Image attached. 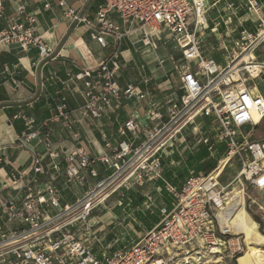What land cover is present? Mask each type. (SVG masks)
<instances>
[{
	"label": "crops",
	"instance_id": "crops-1",
	"mask_svg": "<svg viewBox=\"0 0 264 264\" xmlns=\"http://www.w3.org/2000/svg\"><path fill=\"white\" fill-rule=\"evenodd\" d=\"M258 1L264 15V0ZM66 2L89 20L91 26L65 19L56 0H21L26 13L36 17V33L42 35L54 50L50 58L42 59L37 48L23 51L18 45L0 46V246L31 233L20 219L9 221L10 215L3 208L4 204L12 203L21 209L28 182H32L35 191L52 182L59 190L60 209L43 206L45 218L52 220L46 222L42 228L45 229L64 217L62 212L66 207L80 206L95 191L98 183L115 173L107 165L96 163L82 170L78 178L69 179L66 158L75 148H84L90 157L97 158L112 156L122 142L133 147L143 146L148 141L147 132L158 130L168 122L170 110L174 105H180L184 94L180 79L168 60L170 55L181 56L173 43L147 48L140 44L141 37L135 35L125 37L118 45L113 38H107L108 46L102 48L90 35L97 26L96 14L104 1ZM46 5L50 7L47 9ZM231 5L233 9L228 10ZM207 9L208 23L200 36L202 53L225 67L235 41L243 31L256 33L259 18L249 11L246 0L211 1L207 3ZM111 17L121 33L126 34L136 28L116 12ZM17 21L14 6L7 4L0 20V32ZM113 50L119 53L120 71L116 82L122 89L134 86L145 98L114 102L104 118H87L83 110L88 89L77 76L88 69L96 70ZM214 53L226 58L225 64L212 56ZM254 57L264 66V46L256 51ZM161 60L166 63L160 65ZM92 82L96 87L103 84L94 74ZM248 85L252 93L264 98V70ZM60 105L66 106V113L73 124L66 127L63 122L49 123L41 130V139L31 142L32 152L42 158L45 167V173L36 176L31 169L33 154L18 146V137L26 131V119L32 120L35 130H38L52 118ZM153 114L162 118L156 119ZM131 119L139 124L140 130L135 134L128 132L122 135L121 130ZM219 131L220 126L214 116L196 117L157 151L161 180H146L143 185H138L135 177L124 181L75 222L43 236L41 241L47 244L64 233L72 234L91 248L101 264H106L111 253L132 247L156 228L162 219V209L173 208L175 199L166 190L165 183L181 189L192 176L214 170L227 151L226 144L218 139ZM257 132L255 139L264 137V120ZM45 135H48L47 140ZM47 145L50 152H47ZM53 164L59 166L58 171L53 170ZM91 172H96L97 176ZM223 175L221 182L225 180V172ZM14 176L20 178L17 186H13ZM35 241L27 245L37 249L39 245ZM2 255L3 264L14 259L8 252ZM71 264H76V260Z\"/></svg>",
	"mask_w": 264,
	"mask_h": 264
},
{
	"label": "built area",
	"instance_id": "built-area-1",
	"mask_svg": "<svg viewBox=\"0 0 264 264\" xmlns=\"http://www.w3.org/2000/svg\"><path fill=\"white\" fill-rule=\"evenodd\" d=\"M56 1L65 19L91 26V22L69 7L66 0ZM103 1V6L96 14L97 26L90 35L91 39L102 48L108 46L107 38H113L118 45L125 37L135 35L141 37L140 44L147 48H156L160 43H173L174 49L179 50L181 56L170 55L168 60L180 79L184 94L180 105H174L170 110L168 122L158 130L147 132L148 141L143 146L133 147L122 142L112 156L101 155L97 158L90 157L84 148H75L66 158L68 178H78L82 170H87L96 163L107 165L115 171L113 177L98 183L88 199L113 179L125 175L139 154L156 145L171 128L195 109H198L196 114L184 126L200 115L206 118L214 116L220 126L218 139L227 146L225 156L211 172L192 176L181 189L165 183L166 190L175 199L173 208L162 209V219L156 228L132 247L111 253L106 264H177L180 261L187 262L202 250L221 253L227 244L226 240L232 235L218 219V212L224 208L229 188L235 183L242 193H245V185L264 192V137L255 139L264 120V98L248 88L249 82L260 77L264 70V66L254 57L256 51L264 46L263 7L258 0H246L249 11L259 18L258 29L256 33L243 31L240 34L228 64L222 67L203 55L200 42L203 28L208 23L207 3L219 0ZM7 4L14 6L19 21L0 32V46L18 45L23 51L37 48L42 59L50 58L54 50L42 35L36 33V17L26 13L21 0H0V20ZM49 7L46 5L47 9ZM232 9L233 5L229 6L228 10ZM113 12L118 13L122 20L131 21L136 28L130 29L126 34L121 33L111 17ZM118 60L119 53L113 50L96 70L88 69L77 76L78 80L85 82L88 89L83 110L85 117L100 120L112 109L114 102L145 98L134 86L122 89L118 85ZM165 63V60H161L159 64ZM255 67L260 72L253 77L251 69ZM93 74L103 82L100 87L94 86ZM153 117L162 118L159 114H153ZM58 122H63L66 127L73 124L65 105L58 106L52 118L38 130H35L32 120L26 119V131L18 137V146L33 154L31 169L36 176L44 174L45 167L42 158L32 152L30 144L41 139V130L49 123ZM139 130V124L131 119L125 124L121 134H135ZM47 138L48 135H45L44 139ZM47 148V152H50L49 145ZM209 149L212 150V147ZM156 154L157 151L125 181L135 177L137 184L143 185L146 180H161V163ZM50 156L53 157L52 154ZM233 160L239 162L240 173L233 182L222 185L221 177ZM53 170L58 171L59 166L53 164ZM91 173L94 177L97 176L96 172ZM19 181L20 178L14 176L13 186H17ZM25 188L26 196L21 209H17L12 203L4 204L3 208L10 215L9 221L20 219L29 232L41 230L46 222L52 221L45 218L43 206L60 209L59 190L53 182L37 191L32 187V182H28ZM68 209L69 207L65 208L63 215ZM41 240L35 241L39 245L37 249L25 245L11 250L9 254L14 259L6 264H71L73 260H76V264H101L91 248L72 234L64 233L47 244H43Z\"/></svg>",
	"mask_w": 264,
	"mask_h": 264
},
{
	"label": "bare ground",
	"instance_id": "bare-ground-1",
	"mask_svg": "<svg viewBox=\"0 0 264 264\" xmlns=\"http://www.w3.org/2000/svg\"><path fill=\"white\" fill-rule=\"evenodd\" d=\"M259 72L260 70L257 67L251 69V74L253 77H256ZM197 110L198 109L193 110L177 126L171 128L169 132L165 136H163L156 145L145 149L141 154H139L134 159L131 168L125 175L113 179L103 189L86 199L85 202L80 206L68 209L64 217L51 224L47 228L28 233L27 235H24L20 238H13L9 240L4 245L0 246V255L7 252L9 253L11 250L21 248L35 240L42 238L43 236L51 234L52 232L81 217L85 212H87L89 208L93 207L95 204L102 202L109 196L111 192L118 188L125 181V179L133 174V172L136 171L141 166V164H143L149 158V153H151L152 155L153 153L158 151L182 126H184L188 121L192 120ZM257 119L259 118H256V120ZM223 207L224 208L218 212V219L220 224L228 228L233 235H244L248 247H252L254 249L264 248V236L259 232L258 224L252 220L245 208L244 195L242 191L238 190V188L236 187L233 188V190L228 193ZM216 254H220V252H216Z\"/></svg>",
	"mask_w": 264,
	"mask_h": 264
},
{
	"label": "rangeland",
	"instance_id": "rangeland-1",
	"mask_svg": "<svg viewBox=\"0 0 264 264\" xmlns=\"http://www.w3.org/2000/svg\"><path fill=\"white\" fill-rule=\"evenodd\" d=\"M212 56L218 58L219 62L225 64L226 58L224 59L222 55L214 53ZM150 155L151 153H149L148 156ZM240 170L241 166L239 162L233 160L227 171H225V180L221 182V184L227 185L228 183L233 182V180L239 175ZM223 176L224 175H222V177ZM235 187L238 188V190L241 189L234 183L229 188L227 194ZM243 195L247 212L252 220L258 224L259 232L264 236V192H259L254 188L245 185V193H243ZM230 236L231 237L226 240L227 244L222 248L220 254H214L207 250H202L199 255H194L187 262L180 261L177 264H264V248L254 249L248 247L244 235L232 234ZM3 258L4 257L0 258V264H3L1 261Z\"/></svg>",
	"mask_w": 264,
	"mask_h": 264
}]
</instances>
